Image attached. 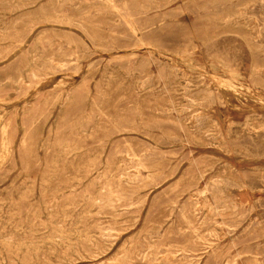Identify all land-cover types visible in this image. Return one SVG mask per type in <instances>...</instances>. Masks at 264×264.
Wrapping results in <instances>:
<instances>
[{
    "label": "rangeland",
    "instance_id": "374dc122",
    "mask_svg": "<svg viewBox=\"0 0 264 264\" xmlns=\"http://www.w3.org/2000/svg\"><path fill=\"white\" fill-rule=\"evenodd\" d=\"M0 264H264V0H0Z\"/></svg>",
    "mask_w": 264,
    "mask_h": 264
},
{
    "label": "bare ground",
    "instance_id": "6f19581e",
    "mask_svg": "<svg viewBox=\"0 0 264 264\" xmlns=\"http://www.w3.org/2000/svg\"><path fill=\"white\" fill-rule=\"evenodd\" d=\"M61 2V1H60ZM2 4V3H1ZM109 4H110V6H112V7H115V2H112V1H110L109 2ZM108 4V5H109ZM76 8V7H75ZM74 8V9H75ZM37 10V9H36ZM43 10V9H42ZM46 10V9H45ZM28 12V11H27ZM36 12V11H35ZM45 12V11H44ZM55 12V11H54ZM58 12V11H57ZM57 12H55V13H57ZM59 12H60V10H59ZM87 12V11H86ZM61 13V12H60ZM60 13H59V15H60ZM34 17V16H33ZM36 17V16H35ZM20 22V21H19ZM22 22V21H21ZM8 25V24H7ZM158 54V53H157ZM34 56V55H33ZM161 56V55H160ZM163 57V56H162ZM38 58V57H37ZM167 58V57H166ZM181 59V58H180ZM192 69V68H191ZM48 70H52V69H50V68H48ZM188 70H189V68H188ZM197 70V69H196ZM205 71V70H204ZM50 73H53V71H51ZM29 74H30V76H29V78H24V80H23V82L24 83H26V84H28L29 82H31V80H34V79H40V78H42L43 77V75L41 74V73H38V72H36V71H33V70H30V72H29ZM48 74V73H47ZM210 76V75H209ZM54 77V76H53ZM215 78V77H214ZM240 78V77H239ZM216 79V78H215ZM226 80V79H225ZM217 81H218V78H217ZM12 82H13V84L14 85H16L18 82H19V80L18 79H12ZM6 83V82H5ZM41 84H43V82H40ZM227 83H231V82H227ZM214 84H215V82H214ZM220 84V83H219ZM226 85V84H225ZM228 85V84H227ZM229 85H231V84H229ZM249 86V85H248ZM223 87V86H222ZM226 87V86H225ZM224 87V88H225ZM229 87V86H228ZM232 89V88H231ZM235 92V91H234ZM237 93V92H236ZM235 93V94H236ZM177 116V115H176ZM3 132V131H2ZM203 189V188H202ZM203 193V192H202ZM243 204V203H242ZM61 225V224H60ZM78 232V231H77ZM59 240V239H58ZM18 240H16L15 242H17ZM14 242V240H13V243H15ZM61 244V243H60ZM30 245V244H29ZM93 245V244H92ZM35 247V246H34ZM33 247V248H34ZM66 248V247H65ZM35 249V248H34ZM67 249H69V248H67ZM40 251V250H39ZM56 252H57V250H56ZM35 253V252H34ZM64 253V252H63ZM35 255V254H34ZM76 255V254H75ZM145 256V255H144ZM158 256V255H157Z\"/></svg>",
    "mask_w": 264,
    "mask_h": 264
}]
</instances>
